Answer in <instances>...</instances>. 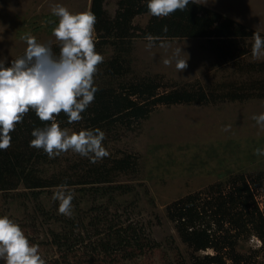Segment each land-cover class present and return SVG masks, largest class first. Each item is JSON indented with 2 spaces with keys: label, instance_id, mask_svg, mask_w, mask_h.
I'll return each instance as SVG.
<instances>
[{
  "label": "rangeland",
  "instance_id": "1",
  "mask_svg": "<svg viewBox=\"0 0 264 264\" xmlns=\"http://www.w3.org/2000/svg\"><path fill=\"white\" fill-rule=\"evenodd\" d=\"M190 1L264 36V0ZM90 2L0 0V57L10 62L23 55L27 45L22 37L28 33L39 42L59 43L52 35L58 23L52 7L60 4L78 13L90 10ZM117 3L118 0H105L104 10L110 18L116 14ZM150 18L138 16L132 22L135 38L128 56H122L129 60L130 74L122 78L123 83L135 79L150 81L160 87V94L170 88L202 90L210 100L211 96L220 97L233 90L249 93L247 88L256 82L264 86V71L252 73L246 69L247 65H264V56H252L251 39L237 41L245 46V57L222 64L205 39L162 40L169 45L167 49L158 45L148 48V42L140 36ZM177 48L189 56L183 57L188 59L183 72H177L174 60L170 66L163 63L172 58ZM96 51L104 56L95 76L98 86L105 72L104 64L111 60L114 51L111 47ZM114 85L118 83L114 81ZM261 113L264 100L255 98L244 103L217 102L207 106L158 105L148 119L134 124L132 130L116 125L111 133H106L104 145L109 156L98 163L131 156L135 164L134 170L115 174L111 184L101 185L121 189L112 192V202L95 200L99 213L89 211L92 196L86 189L91 185H82L69 187L75 194L70 217L59 214V201L53 200L58 188L35 195L21 187L13 192L0 191V215H8L20 224L30 242L39 245L46 264H192L193 258L214 252L193 253L183 244L174 223L167 219V207L188 196L200 200L216 198L219 187L226 193L237 175L248 180L258 172L264 173V156L255 154L257 148H264V131L252 119ZM80 127L68 128L78 132ZM82 159L86 160L71 151L62 153L45 164L42 171L46 179L66 172L72 175L78 171H71V166L80 168ZM254 192L256 204L264 213V194ZM101 216L107 220L100 222ZM72 224L75 226L69 231L68 225ZM129 226L135 228L137 236L147 238L143 249L120 251L117 245L110 244L109 252L104 253L100 245L108 243L111 228L123 230ZM55 235L60 238L59 246L52 244ZM79 238L83 242L76 243ZM243 238L234 255L245 256L249 264H264V253L254 254L260 243L254 237Z\"/></svg>",
  "mask_w": 264,
  "mask_h": 264
},
{
  "label": "trees",
  "instance_id": "2",
  "mask_svg": "<svg viewBox=\"0 0 264 264\" xmlns=\"http://www.w3.org/2000/svg\"><path fill=\"white\" fill-rule=\"evenodd\" d=\"M105 0H91L90 11L96 16L95 35L96 50L111 47L114 56L104 64L103 78L108 80L96 86L99 90L95 94L94 102L82 113L83 120L79 123L68 124L67 116L61 113L57 120L61 127L81 126V129L100 128L105 133H111L116 125L125 126L132 130L134 124L148 119L151 110L158 106L214 105L217 102L244 103L252 99L264 100V86L256 82L248 87L247 92L237 90L227 92L220 97L208 95L202 90H187L170 88L166 93H158L159 88L150 81L123 83L122 78L130 74L127 58L130 53L131 40L135 38L132 27L133 20L138 16L150 15L147 10V0H118L114 18H110L104 10ZM151 16V15H150ZM167 31L164 32V26ZM253 30L246 28L232 20L225 19L218 13L190 1L183 11H176L168 17L156 18L151 16L145 29L141 31V38L148 34L160 37L161 40L171 39H205L215 59L222 64L233 62L245 57L248 52L238 40L252 39ZM137 36V35H136ZM251 45V46H252ZM54 53L59 54V43L52 45ZM252 48V47H251ZM11 62V61H10ZM9 62V64H10ZM126 64L127 66H125ZM248 67V68H247ZM248 72H263L264 65H247ZM114 81L118 85H114ZM42 122L34 111L24 117L23 122L16 125L11 132V147L0 150V191L13 192L20 187L32 195L37 192L58 188L67 183L68 187L91 185L84 190L90 194V213H99L95 200L107 199L112 202V192L121 187H102L111 184L115 174H125L134 170L131 156L113 159L103 163H92L89 158L71 166V171L46 179L42 167L49 164L51 159L43 150L30 147L33 139L31 133L34 128H43ZM55 161V159H54ZM229 190L224 193L218 185V197L202 199L199 197H185L167 207V219L174 223V228L181 242L193 253L214 252L213 255L195 257L192 264H249V259L242 255H234L237 243L245 238L254 237L259 243L258 252L264 253V213L261 212L254 199L255 192L264 194V173L258 172L248 180L237 175ZM214 193V192H213ZM84 195V193H83ZM209 196V194H208ZM111 199V200H110ZM109 202V204H110ZM76 207H79L77 205ZM95 208V210H94ZM104 216L98 217L103 218ZM107 219L103 218L100 222ZM73 226L68 225L69 231ZM107 244L100 245L104 253L109 252L110 244H115L120 251H128L136 247L143 249L145 236H137L134 227L123 230H113L108 235ZM52 244L60 245L59 236H52ZM67 239L66 242H69ZM75 239L76 243L83 242ZM142 242V243H141ZM69 248V245L63 244ZM113 250V249H112ZM251 259V257H250Z\"/></svg>",
  "mask_w": 264,
  "mask_h": 264
},
{
  "label": "clouds",
  "instance_id": "3",
  "mask_svg": "<svg viewBox=\"0 0 264 264\" xmlns=\"http://www.w3.org/2000/svg\"><path fill=\"white\" fill-rule=\"evenodd\" d=\"M189 3L190 0H147V10L153 17L164 18L185 10ZM51 11L58 17L52 32L59 42L58 55L53 51L52 41L39 42L28 33L22 37L27 45L23 55L10 64L0 57V150L11 147L10 133L31 110L46 126L33 129L30 147L43 150L50 159L71 151L96 163L109 156L104 145L106 133L100 128L77 132L62 128L57 120L63 113L68 124L82 121V113L94 102L99 90L95 76L104 56L96 51V16L90 10L72 13L60 4L54 5ZM163 31H167L166 25ZM144 39L148 48L169 47L152 34ZM252 39V56H264V36L254 31ZM184 56L189 59L186 52L177 48L172 58L164 59L163 63L170 66L174 60L177 72H183L188 67ZM252 119L264 131V113L253 115ZM255 154L264 156V148H257ZM74 195L66 182L58 186L53 200L59 201V214L72 215ZM0 262L46 264L39 245L30 242L20 224L8 215H0Z\"/></svg>",
  "mask_w": 264,
  "mask_h": 264
}]
</instances>
